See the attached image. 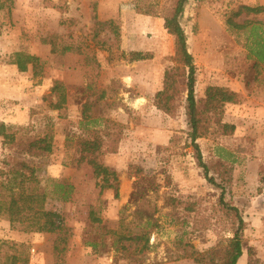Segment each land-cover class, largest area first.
Returning a JSON list of instances; mask_svg holds the SVG:
<instances>
[{
	"label": "rangeland",
	"instance_id": "rangeland-1",
	"mask_svg": "<svg viewBox=\"0 0 264 264\" xmlns=\"http://www.w3.org/2000/svg\"><path fill=\"white\" fill-rule=\"evenodd\" d=\"M0 1V123L16 134L13 144H4L0 136V167L9 155L22 157L19 142L49 135L52 151L36 175L42 180L67 178L74 185L70 200L47 198L39 206L59 213L70 228L68 248L59 256L53 250L54 232H39L29 221L13 223L0 214V239L16 243L12 251L20 258L18 264H198L190 253L219 247L234 234L233 216L221 203L223 191L224 201L237 206L246 221L237 264H264V186L259 181L264 71L246 86L251 61L245 30L230 28L226 21L237 5L264 6V0H188L182 17L196 66L197 99L202 101L209 85L238 95L225 106L222 123L211 121L207 135L196 141L204 161L213 163L209 175L215 184L196 159L181 69L175 71L177 83L170 91L177 114L168 115L153 102L165 72L177 67L176 38L162 17L139 13L138 8L171 0H13L11 6L9 0ZM124 4L131 7L125 10ZM250 17L264 20V14ZM110 19L112 25L97 24ZM49 33L67 41L69 34L85 38L95 49L91 70L84 68L85 56L52 54L50 45L41 42ZM94 41L108 48L97 50ZM132 50L148 51L153 58L131 61ZM56 80L66 92L59 109L52 108L58 100L52 93ZM94 84L108 89L112 98L99 102L103 120L89 126L102 128L105 119L126 126L117 152L101 155L102 163L118 173V197L93 177L86 162L74 166L80 157L78 139L86 133L82 106L94 99L88 86ZM111 140L104 138L106 144ZM219 148L225 160H233L232 171L216 164ZM230 176L232 181L226 182ZM133 235L148 237L152 248L134 258L121 255L120 238Z\"/></svg>",
	"mask_w": 264,
	"mask_h": 264
},
{
	"label": "trees",
	"instance_id": "trees-1",
	"mask_svg": "<svg viewBox=\"0 0 264 264\" xmlns=\"http://www.w3.org/2000/svg\"><path fill=\"white\" fill-rule=\"evenodd\" d=\"M7 1V0H6ZM5 2V1H4ZM3 2V4H5ZM10 6L13 0H9ZM188 0H171L170 3L163 5L149 3L138 8V12L159 16L164 19V26L168 33L176 38V49L173 56L176 68H171L165 72L163 88L157 91L153 96L154 104L168 115L175 116L179 108L176 105V96L172 92L177 83L178 74L176 70L181 69L180 74L184 77L186 88V98L184 110L187 117V123L190 127V138L196 150V159L198 165L203 168L205 176L211 183L215 184V178L209 175L213 163L208 164L204 161L198 138L204 137L209 132L211 121L216 124L222 123L220 117L223 115L225 106L228 103L235 102L238 98L237 92L221 85H209L205 90V96L202 101L196 97V66L194 57L188 49V38L184 27L182 26V17ZM1 3V1H0ZM1 5V4H0ZM264 14V6H250L248 4H239L230 12L226 19L230 28L237 31H244L246 34L245 47L247 57L251 64L246 75V86L251 81H258L264 71V20L250 16ZM245 15L243 21L238 19ZM96 18V17H95ZM114 19L105 22L97 21V24L112 25ZM118 34V31H115ZM98 35V32L94 34ZM70 41L64 35L59 33H49L41 39L43 44L50 45L51 52L57 55H66L75 53L86 57V70H91V63L95 61V49L89 47L86 39L82 36L69 34ZM97 49L108 48L104 43L94 41ZM90 54L92 58H90ZM131 61H145L153 58V54L144 50H132L129 52ZM33 59V58H31ZM21 71L26 70V65L19 63ZM262 81L264 82V76ZM60 80H56L52 93L58 98L52 106L53 109H59L62 102L65 101L66 92ZM90 88L89 96L93 100H86L82 106V120L86 122L84 135L78 139L77 150L80 157L76 168L81 167L86 162L92 168L93 177L103 180V187L111 188L115 191V197L119 195V176L116 170L104 165L101 161L103 153H115L121 139V133L125 125L117 123L111 119H105V126L102 128L90 127L89 124H95L103 120L100 115L99 102L112 98L108 89H100L96 84L88 85ZM92 89V90H91ZM118 126L117 130H110V125ZM0 136L4 139V144H13L16 139L14 132H8L4 123H0ZM111 143L106 144L104 138ZM106 141V142H107ZM22 157L9 155L3 161L0 167V214L6 213L13 223H22L29 221V227L39 232H54L56 239L54 243V252L56 256L65 253L70 238V228L64 224L63 217L56 212L45 211L39 208L41 203L47 198H53L61 201H68L74 193V185L67 178H48L42 180L37 177L36 171L40 164H43L45 158L52 151V138L49 135L34 137L19 142ZM219 154L216 164L224 166L227 171L233 170V160ZM29 159H38L35 164ZM232 181L228 177L226 182ZM259 181L264 186V163L260 165ZM6 191H10L6 194ZM221 203L229 215L233 216L234 234L226 243L219 247L212 248L205 252H192L190 256L195 258L198 264H237L243 254V235L246 229V221L240 213L237 206L224 201V191L221 194ZM28 230V229H27ZM119 253L124 256L134 258L144 254L152 248L150 239L144 235H133L130 237H121L119 240ZM123 242V243H122ZM16 243L0 239V264H18L20 258L13 252Z\"/></svg>",
	"mask_w": 264,
	"mask_h": 264
},
{
	"label": "crops",
	"instance_id": "crops-1",
	"mask_svg": "<svg viewBox=\"0 0 264 264\" xmlns=\"http://www.w3.org/2000/svg\"><path fill=\"white\" fill-rule=\"evenodd\" d=\"M125 3H127V2H125ZM129 7H131V5H128V4H124L123 5V8H125V10H127ZM115 15V14H114ZM98 50V49H97ZM50 51H51V47H50ZM52 53V52H51ZM53 54V53H52ZM68 54H70V55H77V56H82V57H84V55H79V54H75V53H68ZM57 55V54H56ZM67 55V54H66ZM84 68L86 69V65H84ZM162 89V86H159L158 88H157V90H161ZM91 92V91H90ZM89 92V93H90ZM140 97L141 98H143V99H148L149 98V96H147V95H140ZM219 154H221L222 153V151H224L222 148H219Z\"/></svg>",
	"mask_w": 264,
	"mask_h": 264
}]
</instances>
